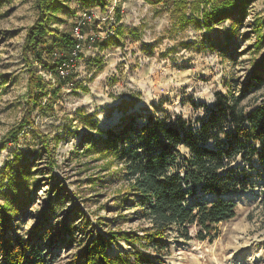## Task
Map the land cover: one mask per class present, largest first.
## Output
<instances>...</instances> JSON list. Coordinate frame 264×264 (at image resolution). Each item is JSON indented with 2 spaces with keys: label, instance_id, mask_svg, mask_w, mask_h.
I'll use <instances>...</instances> for the list:
<instances>
[{
  "label": "rangeland",
  "instance_id": "rangeland-1",
  "mask_svg": "<svg viewBox=\"0 0 264 264\" xmlns=\"http://www.w3.org/2000/svg\"><path fill=\"white\" fill-rule=\"evenodd\" d=\"M58 1L62 8L52 16L50 28L71 34L77 20L88 13L91 19L85 35H96L99 44L83 43L81 58L70 60L54 72L44 68L54 67L59 56L53 50L52 36L45 37L38 47L43 50L41 60L26 57L23 51L26 31L37 18V0H0V180L3 177L6 185L4 178L20 162L31 171V202L12 220L11 225L17 226L12 233L25 235L34 225L33 217L46 211V198L54 196L60 206L49 224L54 225L57 217L62 221L65 213L72 211L77 240L87 241L90 230L95 235L107 226L140 234L148 223L135 218L136 210L116 211L112 204L113 197L125 189L116 176L119 167L100 171L105 161L92 162L97 155L85 158L82 151L105 131L116 129L125 116L133 117L138 127L149 119L166 124L180 119L187 130L197 134L202 124L211 126V111L217 110L216 94L224 97L227 106L240 91H246L240 108L248 112L258 105L264 97V85L254 90L252 75L264 78V62L260 59L264 42L257 51V35L252 29L254 21L260 20L263 29L259 36L264 40V0H254L245 16L232 15L209 30L199 27L196 23L202 21L201 17L188 11L193 0H104L105 10L95 2ZM181 1L187 8L178 10ZM199 1L209 11L213 3L223 0ZM29 71L36 72L46 86L47 95L38 97L39 108L46 107V100L52 98V112L41 114L37 107L28 114ZM67 74L66 83L53 97L60 84L57 76L64 78ZM28 118L33 126L25 125L15 140L6 138ZM222 128L218 137L228 143L230 138L225 139L224 133L232 129L229 120L223 121ZM39 135L48 140L47 149ZM214 142L210 139L204 147L215 151ZM178 151V172L184 174L190 152L184 146ZM243 154L244 150L218 172L224 181L232 178L245 187L219 196L237 204L235 216L215 225L205 241L196 239L198 230L194 226L188 228V240L180 238L175 230L169 232L164 240L167 250L159 256L160 261L158 255H152L156 264H264V164L248 156L242 159ZM94 177H102L103 184L90 188L88 179ZM192 188L188 204L211 203L217 198L204 192L200 182ZM7 193L0 186V206L4 202L2 194ZM104 204L106 209L98 208ZM86 219L89 226L83 225ZM42 224L45 230L48 226ZM38 243L45 252H52L51 264H64L77 247V243L65 247L60 239L49 246L48 237ZM128 251L129 247L120 242L108 253Z\"/></svg>",
  "mask_w": 264,
  "mask_h": 264
},
{
  "label": "trees",
  "instance_id": "trees-1",
  "mask_svg": "<svg viewBox=\"0 0 264 264\" xmlns=\"http://www.w3.org/2000/svg\"><path fill=\"white\" fill-rule=\"evenodd\" d=\"M254 0H223L214 4L206 11L201 7L199 0H193L188 5V11L200 16L202 21L196 24L209 30L215 23L229 19L232 15L245 16L248 6ZM83 4L95 2L101 10H105L107 3L104 0H82ZM178 10L186 9L187 6L181 1ZM62 8V2L58 0H37V18L33 25L26 31L23 51L27 56L41 60L43 50L38 48L44 43L47 36L53 37V46L58 52V59L54 67L44 68L57 70L58 67H65L70 60L81 58V52L75 51L77 42L69 33H59L50 28L51 18ZM118 21V17L116 18ZM83 30L87 28L85 25ZM263 29L260 20L254 21L253 32L257 35L255 49L259 51L264 42L259 34ZM98 42L93 45L97 46ZM52 53V49L49 50ZM264 62V55L261 56ZM57 72V71H56ZM27 83L28 114L33 112L38 105V97L46 96L47 90L43 79L36 72L29 71ZM256 82L254 90H259L264 85V78L256 73L252 75ZM66 78H58L60 84L52 92L53 97L58 95L60 88L66 83ZM246 91H240L237 97L233 98L230 104L225 106L226 100L220 94H216V111H211V126L202 124L199 132L194 134L186 129V124L178 119L174 123L166 124L161 121L149 119L143 126H136L134 118L125 116L116 129L104 132L103 137L92 141L90 147L82 151V156L87 158L97 155L94 161H105L100 171H109L111 167H119L116 172L117 179L125 184L123 192L112 199L115 210L128 208L135 209L134 216L137 220L148 223L147 227L141 229V233L135 231H122L107 226L103 233L90 235L87 241L76 239V229L67 211L66 218L62 221L49 224L52 214L60 206V200L48 196L45 200L46 211L33 217L34 225L25 235L16 231L17 226L11 222L18 217L30 204V179L31 171L21 162L10 170L11 174L5 177L7 184L3 185V177L0 186L8 191L4 195V202L0 206V264H51L52 252H45L38 243L40 238L48 237L49 246L60 239L65 247H73L77 243L76 252L72 258L64 264H156L152 255L165 254L167 244L164 240L168 233L175 230L178 236L184 240L189 239L188 228H197L196 239L205 241L212 236L213 227L221 222H226L235 216L237 204L233 201H224L219 196L229 191L237 192L243 185L232 178H224L218 172L227 167L231 158H235L244 150L241 158H256L264 164V97L261 102L248 112L240 108V103L245 99ZM46 107L38 110L41 114L52 112V98L47 102ZM229 120L232 129L224 135L230 138L228 143L222 141L218 136L223 132L220 121ZM33 126L28 119H24L15 130H10L6 138L15 140L22 132L25 125ZM216 133H212L213 130ZM44 147H49L47 139L39 135ZM214 139L217 150L211 151L204 147L206 142ZM184 146L190 157L185 160V173L178 172L181 168L176 164L179 156L178 147ZM54 166V161L51 160ZM249 175L244 177L246 179ZM114 177V175H113ZM103 182L102 177L88 179L90 188H96ZM195 182L202 183V190L206 193L215 194L217 198L211 203L194 202L187 203V198L193 196V185ZM264 205V202H263ZM106 209L104 205L98 207ZM74 216L73 220L77 218ZM76 217V218H75ZM44 222L46 229H43ZM89 226V220L83 225ZM56 228V233H52ZM44 234V235H43ZM123 242L129 247V251L110 255L108 253L113 245Z\"/></svg>",
  "mask_w": 264,
  "mask_h": 264
},
{
  "label": "built area",
  "instance_id": "built-area-1",
  "mask_svg": "<svg viewBox=\"0 0 264 264\" xmlns=\"http://www.w3.org/2000/svg\"><path fill=\"white\" fill-rule=\"evenodd\" d=\"M87 14L88 13H84L83 16L79 20H77V22L75 23V26L72 29V33H71L72 37L77 42L75 46V51L77 52L82 51L81 49L83 47V43H86V42L89 43L91 41L94 44L95 42L99 41L98 37H96V35L94 34L90 36L85 35V30H83L82 27L90 24V19H91V17L88 16Z\"/></svg>",
  "mask_w": 264,
  "mask_h": 264
},
{
  "label": "bare ground",
  "instance_id": "bare-ground-1",
  "mask_svg": "<svg viewBox=\"0 0 264 264\" xmlns=\"http://www.w3.org/2000/svg\"><path fill=\"white\" fill-rule=\"evenodd\" d=\"M117 118V117H116ZM116 121V120H115ZM114 122V121H113Z\"/></svg>",
  "mask_w": 264,
  "mask_h": 264
}]
</instances>
